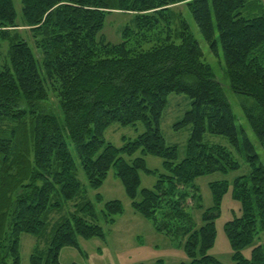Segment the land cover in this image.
<instances>
[{"label":"trees","instance_id":"obj_1","mask_svg":"<svg viewBox=\"0 0 264 264\" xmlns=\"http://www.w3.org/2000/svg\"><path fill=\"white\" fill-rule=\"evenodd\" d=\"M181 1L18 0L38 58L13 30L19 26L16 3L0 0V264H22V234L47 241L44 249L33 248L30 264H62V248L81 252L80 238H105L99 220L111 226L122 215V202H102L98 193L99 213L91 200L81 199L52 222L53 213L86 193L69 144L88 188L97 190L113 169L132 209L183 247L188 260L180 264H222L207 252L228 181L208 184L214 204L203 209L195 179L227 174L240 163L227 146L203 141L206 133L224 136L250 167L232 182L241 214L224 224L231 260L264 264V243L258 240L264 230V168L252 142L236 128L223 86L203 61L187 18L172 6ZM254 2L189 0L186 6L210 51L217 54L220 45L232 91L252 99L241 106L264 151V11L250 9ZM113 11L130 14L132 27L111 43L100 32ZM173 93L190 100L173 125L190 126L181 160L160 128ZM140 122L144 130L121 146L105 140L110 125ZM146 155L161 158L163 170L147 167ZM143 172L155 176L151 188L140 189ZM195 208L202 210L200 226L190 211ZM249 245L245 258L241 250Z\"/></svg>","mask_w":264,"mask_h":264},{"label":"rangeland","instance_id":"obj_2","mask_svg":"<svg viewBox=\"0 0 264 264\" xmlns=\"http://www.w3.org/2000/svg\"><path fill=\"white\" fill-rule=\"evenodd\" d=\"M189 0H182L181 2L172 5L175 9L182 11L185 18H187L189 28L191 29L194 38L199 42L201 50L203 51V61L208 62L215 73L217 81L222 84L225 96H227L230 106L234 114L236 128L240 133L244 131L248 139L252 142L254 150L258 154L259 162L264 168V151L260 145L259 140L253 130L250 128L247 117H245L244 108L242 102L248 99H252L244 96L235 94L230 84L228 83L225 62L223 58V52L220 45L217 48V54L210 51L209 46L206 41L203 40L199 29L191 17L189 10L187 9L186 3ZM254 5L250 6V9L256 13L264 11V0H254ZM16 3L17 10V24L19 25L14 31L25 38L30 46L33 47L32 37L30 36V28L28 26L22 25L21 14H20V3L18 0H14ZM105 24L100 32V35L104 36L105 39L111 43L121 41V30L126 26L132 27V16L128 13L111 12L105 18ZM217 36V32H216ZM6 44L2 45L3 50H5ZM148 47V46H146ZM36 57L39 58V52L33 47ZM168 104L164 109L163 115L161 117L160 128L165 142L171 145H177L178 147V160L184 157V149L186 145L187 138L190 136V126L174 130L173 125L180 119L186 110L190 107V100L186 95L183 94H170L168 97ZM51 102L56 104V97L51 92L50 95ZM144 130L143 124L140 122L134 126H122L118 124L110 125L104 132L105 140L110 141L113 145L119 147L123 143V139L135 138L141 131ZM203 141L212 142L217 144H222L227 146V148L232 152L234 158L240 163V167L237 170H233L227 174H221L219 172H213L208 175L199 176L195 179V184L199 188V195L201 196L202 208L206 209L212 207L214 204V198L211 194V190L208 184L212 181H228V188L222 195V200L220 203L219 215L214 219L215 227V239L214 245L208 250V254L217 257L222 264H233L231 260L232 249L228 242V237L226 232H224V224L226 221L233 219L235 216L241 214L239 201L232 196L233 186L232 182L234 178L238 176L245 175L249 172L250 167L245 161V156L240 154L235 150L234 147L230 146L227 139L222 135H214L206 133L203 136ZM73 158L76 160L78 172V178L82 182L83 187L86 189V193L82 197L76 198L72 202L65 204L64 209L61 212H56L51 215L52 222L58 218L60 215H64L67 211L73 210V205L79 202L81 199H89L95 204V208L99 213L103 208V203H95V195L101 193L103 200L107 201L110 199H117L123 204L122 215L116 216L115 222L111 226H107L102 220H99V224L104 230V239L98 237H92L89 240L80 238L79 243L82 251H77L69 246L61 249L59 254V262L62 264H72L74 262L80 264H135L138 262L144 264H156L159 259L163 260L164 264H180L181 261H187L188 258L184 252L181 245H178L176 240H173L169 236L159 233L154 230L153 225L149 220L144 219L140 214L136 213L131 207V202L127 197L121 181L117 180L114 175V170L110 169L107 178L104 183L97 189L92 190L88 188L87 181L83 171L81 170L79 159L75 149L69 144ZM140 156V153H135L132 157ZM129 158V157H126ZM147 167L151 169L163 170L162 159L157 156L146 155L145 157ZM140 189L143 187L151 188L156 178L155 176L140 173ZM192 204V201H190ZM193 214L195 222L198 226L202 224L201 213L202 210L197 208L190 210ZM50 231V230H49ZM259 242L264 243V230L260 232L258 237ZM20 252H21V263L30 264L29 257L33 252V248L38 245L40 249H44L47 246V241L45 237L43 239H37L35 236L28 234H22L20 239ZM251 246H247L241 250V254L245 258L250 257ZM10 264V262L8 263Z\"/></svg>","mask_w":264,"mask_h":264}]
</instances>
